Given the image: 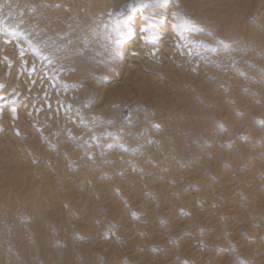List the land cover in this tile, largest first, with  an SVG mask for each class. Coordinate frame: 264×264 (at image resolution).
<instances>
[{"label":"rangeland","instance_id":"rangeland-1","mask_svg":"<svg viewBox=\"0 0 264 264\" xmlns=\"http://www.w3.org/2000/svg\"><path fill=\"white\" fill-rule=\"evenodd\" d=\"M27 1L28 2L25 0L26 6L19 4L21 8L22 6L25 7L22 8L23 10H19L20 6L17 9H13L15 5H8V2L5 4L2 3L1 9L3 11L0 9L1 15L6 19V22L4 25H1L0 29V39H3V41L0 40V53L2 54L3 49H8L12 46L13 49H10L11 51H9L11 54L13 51H18L17 53H19L23 50L20 55L27 54L30 59L32 58L23 63L19 67L21 69L17 68L15 72L16 75H14L13 83L15 86H18L16 91L13 90V93H11L10 96H17V99H13L10 104L17 103V100L24 96L23 94L28 93L29 98L33 96L32 98L36 100L35 103L31 105L33 112L38 109L36 112L39 111V113H43L46 111L45 113H48V110L51 111V108L53 107L57 108L59 106H64L63 108H59L57 112L59 120L61 118L64 125L63 123L60 124L61 127H63L61 129V127H58V124H52V119L46 116L42 118L44 121L39 129L37 126L38 120L34 122L33 119L29 117L28 112H24V116L27 118H23L22 124L19 125H21L20 127L22 129L23 124L27 125L30 128V132H33L32 135L34 134L35 137L33 136L34 139L31 142L32 145H30V143L28 145L26 144V141L31 140L30 138L32 137H28V139L21 134H18L15 136V139L19 143H12L14 144V152L17 154L18 159L22 164L20 167L22 169L17 168L22 172L20 173L18 171L21 178L19 176L15 177V174L13 175V173L16 172L15 169L18 165L15 161V155L12 156L13 154L9 155L7 153L8 155H6L5 159L0 155V245L2 246L0 251L5 249L3 253L0 252L1 255L3 254L5 256L8 255V253H12V258L8 255L10 257L9 259L12 260V262L9 260L11 264H27L29 260V264H32V262L33 264H141V262L142 264H158V261L159 263L161 262L160 264H195L196 261V264H260L261 261V264H264V198H262L264 196V1L226 0L227 3L225 0H182V2L179 0H102V2L101 0H98V4L101 6L97 5L96 8L100 7L101 11H99V8L95 9L93 6V8H91V10L94 11L93 16L95 14L94 17H98L96 19V22H98L96 26L98 27L90 26L87 28L88 30H83V32L79 29L77 32L81 34L78 37H73V34L70 36H62L61 34L62 31L64 32L65 28V31L67 30L70 32L74 29L73 27L75 25H73V23L79 13L76 4L70 3L69 6L71 5V7L68 6L69 9L67 7L66 10L64 1H57L58 3L60 2L59 5L58 3H56V5L54 4V6L57 7L55 9V12L57 13L55 14L54 12V16L51 14L49 16L43 13L45 1ZM183 1L185 3H183ZM34 2L37 4L35 5ZM226 3L227 5H225ZM86 4L85 13L87 14L85 15L90 18L92 16H90L91 10L88 9L91 7L90 0H86ZM185 4L186 6H184ZM30 6H32L31 9ZM38 6L42 8V10ZM59 6L61 7L60 9ZM107 7L109 8L107 9ZM208 7H210V10ZM38 11L43 15L38 14ZM58 11H60V14ZM9 13H11V15ZM65 14H67V18H65ZM72 14H75V16ZM36 15L38 18H36ZM56 15L58 16V19H55ZM47 16L48 18H51V20H45ZM71 17H73V19ZM70 18L72 21H70ZM129 18H131L132 22L142 20L159 26L168 25L170 36L172 35L171 37H174V39L179 41V43L173 48V51L180 58L187 57L188 60H195L203 57L204 59L198 64L201 63L200 65H202L205 70L201 69V67V73L197 74L194 73V68L191 67L189 69L186 68L182 74L179 71L180 66H176L175 63L171 65L170 63V65L173 66V73H175L174 77L176 78L172 80V83L166 82L163 77V65H161V63H159L153 56H150V58L153 57V59H148V64H150L149 67H151V70H153V66L157 67V69L153 71H150V68L144 69L145 72L143 71L142 73L144 78L146 76L148 77H146L147 80L143 78L144 80L142 82L139 81L134 88L132 86L129 90H126L127 92L131 91V94H129V92H126L125 94V90L120 92L122 90L121 88L119 89L120 95L123 93L124 95L120 96L117 93L118 95L112 97V101L106 100V102L103 103L104 105L102 104V106L99 107L94 106L98 100L97 97L99 98L103 93L102 88L115 81V77L113 78L112 75L116 72L111 71L108 67L113 63L117 64L124 62L127 53L133 50V48H130L125 52L123 51V46L128 42L135 44L138 43L139 45H151V43H154L148 40L142 41L137 39L136 36L127 29L129 26L124 27V23ZM234 18L235 20L233 21ZM56 20H58L57 24L55 23ZM89 21L93 22L92 19H89ZM59 22L62 23L59 24ZM68 22L72 23V26L69 27L68 25L70 23L68 25L66 24ZM58 24L61 29L60 27H57ZM54 25H56V28H54ZM61 25H63L64 29ZM131 25L133 24L131 23ZM56 29H59V31ZM64 36L68 37L70 40L64 38ZM204 37L205 40H203ZM62 39L64 40L62 41ZM59 41H62V44ZM64 41H66V44ZM37 43H40L39 46ZM67 44H69V46ZM61 45H64L63 48L65 49L66 47L65 50H69V53L65 51ZM48 46L54 48L50 51L51 56L43 57L44 52H42V50L49 51ZM91 47H94L93 50H91ZM188 49H195L199 53L191 54V52H188ZM56 50L60 55L57 54L54 58V55L57 53ZM93 51H96V54H94ZM91 52L92 54L89 55ZM99 52L101 53V56H98L100 55ZM66 55L71 59L65 58L67 57ZM8 56H10V53ZM8 56L3 55L0 58V62L6 66V69L10 73L8 75L9 77H7V81L0 80V95L7 89L12 70L15 71L14 66L9 62ZM72 56L75 57V61ZM92 57H97V64H99L90 69L95 71V73L90 72L87 74L85 73V70H83L84 73L79 72L80 69H83L82 64L91 60ZM58 59H60V63L62 61V63L68 65L66 67L69 68V72H65V77L63 76L64 79L62 78V81L59 78L57 80V77L55 78V74L58 72L55 70V64L58 62ZM67 59L70 60L69 63L67 62ZM33 62H35V64ZM70 63H74L73 65H77V67L69 66ZM80 63L82 64L78 66ZM29 65L32 67L29 68ZM88 65L87 62L84 65L85 68H88ZM25 66L28 68H25ZM211 67L212 69L209 71L208 68ZM227 67L228 69H225V71L224 68ZM34 68H36V70ZM102 68L108 70L107 73L111 75L110 78H106L100 72L103 70ZM28 69H33V72H30V70L28 72ZM38 70L42 74V82L44 81V77L47 78L45 79L46 85H44V87L53 93L56 98H54L55 102L52 100L45 102L47 100H44L45 98L42 96L41 92H34L36 90L34 88L36 85L34 84L35 81H29L27 87H23V81H21V78H26V76H28V79H32L35 76V72L37 73ZM180 70H182V68H180ZM213 70L215 72H213ZM44 72L49 73V76L43 75ZM152 72L153 74H151ZM178 72L181 76H184L182 79ZM19 73L20 75H18ZM78 73L82 75L80 76ZM148 74L151 77H149ZM75 75L76 77L78 76V78L74 77ZM187 75L190 77H187ZM193 75L195 76L194 78ZM16 78H20V82ZM69 78L70 81H67ZM186 78L191 79L189 80ZM73 79H77L75 81L76 84L73 82ZM187 80L190 82L188 83ZM91 82H94L95 84H91ZM159 84L161 85L159 86ZM41 85L42 83H40V87ZM180 86H182L183 89L181 88L179 90ZM18 87H20V89H18ZM142 87H145L147 91ZM199 88L200 91L198 90ZM100 89H102V91ZM172 89L174 93L172 92ZM140 91L141 93H139ZM84 92L85 94L87 92L88 95H85L84 99H82V94ZM186 92L189 93L190 97L187 96L188 93ZM198 92L199 94H202L198 95ZM153 93L155 95H153ZM68 95L70 101L72 99V103L68 101V98V100H66ZM136 96L141 99L138 101ZM151 96L154 97L152 98ZM115 98L116 101L119 102V105L115 102ZM119 98L121 100H119ZM157 99L160 100V104ZM167 99L169 101L172 99L173 101L171 100L172 102L170 101V103ZM184 99L188 104L184 102ZM50 101H52L54 105L50 104V106ZM0 103H2V99H0ZM47 103L49 106L46 105ZM150 103L151 105H158L151 106ZM85 104L87 105V109ZM17 105L20 106L19 108L27 110L29 102H22V104ZM37 106H39L40 109ZM89 106L90 108H88ZM110 107L111 109H109ZM83 109H86L84 110L85 113L83 112L84 114L82 113ZM94 109L96 110L95 112H97L95 113L96 115L94 114ZM97 109L101 111L100 114H98L99 112ZM157 111H159L158 114L155 113ZM102 112L104 113L102 114ZM90 114L93 119H95L94 121ZM66 123H70L72 128L75 127V135L73 134L74 132L72 129L65 128ZM157 123L161 126H158ZM89 124L93 126L89 128L91 126H89ZM50 125H55L53 127L60 132L52 129L53 127ZM164 127H166V133L163 131ZM80 128L84 129L86 132L84 130V133L81 131V138L78 139V134L80 132L78 130H80ZM92 128L93 130L91 131ZM20 130L21 129L19 128L18 133ZM39 131H48V135L55 134L54 136H56L58 140L55 139L56 142L51 143L48 138L49 136H42ZM53 131L56 132L53 133ZM172 131L173 133H171ZM38 133L41 137H39ZM63 133H66L65 137ZM88 133L89 135H87ZM162 133L165 134L166 137H164L165 135ZM179 133L181 135L180 137L178 135ZM82 134H85L86 136L83 135L82 137ZM160 135L164 140L163 138H160ZM176 135L178 138L175 137ZM84 137H86L88 141V144H86L90 146V151L88 150L89 146L87 148L86 144H81L82 141H78L82 140ZM176 138L179 139V142ZM174 141H177V144ZM160 142L165 143L166 145L164 144L163 146L167 147L168 145L169 148L167 147L168 149L166 150ZM59 144L63 145L66 153L62 149L58 150ZM74 144L75 147L72 146ZM1 146H3L2 151L5 150L8 152L5 142H3ZM83 146H86V149ZM174 147L176 148L174 149ZM164 148L166 152L164 151ZM171 150H175V154H173V151ZM58 151H62V157L61 154H58ZM88 152L90 153L88 154ZM154 153L156 155H154ZM73 154L78 157V160L77 157L75 159L79 164L75 162L76 160L73 157H70V155L74 156ZM59 155L61 157V162L59 161L58 164L57 160ZM155 156V161L157 160V162L154 161V163L152 162V158ZM169 156L171 158L167 160L166 158H169ZM141 160H143V162ZM169 160L170 162H168ZM161 161H163V163ZM159 162L162 165L160 166L161 168L158 167ZM230 163L233 165L230 166ZM173 164H175V166ZM190 164L191 166H189ZM38 165L41 166L38 167ZM58 165H60V167H58ZM146 165L149 169L152 168V171L148 170V168L145 167ZM26 166L30 169H27L28 167L26 168ZM119 166H122V168H119ZM163 166H167L168 168H164L167 170H164ZM176 166L178 168H176ZM157 167L158 169H156ZM249 167L253 169H250L249 171ZM107 168L110 171L106 170ZM193 168L196 169L194 170ZM174 169H179L180 176L178 172L177 175L175 174L176 170ZM27 170L30 173H28ZM191 170H193V172ZM107 172H109V174ZM161 172L165 174L163 176L166 179L160 174ZM183 172L186 174L182 175ZM167 173H171L170 176L172 178L170 176L168 177ZM249 173H252L253 177L251 174L250 176ZM174 174L179 176V178L175 177ZM33 176L35 180L33 179ZM185 176H187V178H185L186 180L184 179ZM248 176H250L249 179H247ZM17 177L20 180L19 182H16L18 181ZM202 177L203 179L201 180ZM30 178H32L35 183L30 180ZM222 179H224V181H222ZM153 180L156 183L158 182V184ZM160 180L163 181L161 182ZM247 180L251 181V183H246ZM165 181L166 183H164ZM234 181L237 182L235 185L233 184ZM42 182L44 184L43 186ZM150 182L153 184H150ZM228 182H230L231 187L227 184ZM49 183H52L55 186ZM69 183L71 184L69 185ZM154 183L156 188L154 187ZM213 183L215 184V187ZM225 183L229 187H227ZM47 184L49 186H47ZM159 184H163L165 187L162 188ZM221 186L225 187L222 188ZM220 187L223 190L219 189ZM239 187L245 188V192L243 191L244 189H240ZM16 188L19 191L15 190ZM132 188L134 189L132 190ZM30 189L32 191H30ZM44 190L46 191L44 192ZM127 190L129 192L134 191V193L130 192V196H126L127 193L126 195L123 193L127 192ZM202 190L203 193L205 192L208 195L201 193ZM226 190H230L232 194L229 193V195L227 194L228 196L225 195L227 193ZM24 191L27 192L24 193ZM198 192H200L199 195L203 194L206 196L204 198V196L201 195L205 200L198 195ZM60 193L64 195L66 204L68 205V208H66L67 210H65V212H68H66V216H69L68 218L66 217V222L68 219L71 221H68L66 223L67 225H62V217L58 211L60 201L57 198L60 196ZM138 194L144 201H141L142 198L139 199L140 196H138ZM18 195L20 196L18 197ZM135 195L138 197L135 198ZM230 195H234L235 200ZM225 196H227V198ZM87 197L90 198L89 204L91 205V208L88 209L89 212L86 214V218H83L81 211L86 206ZM224 197L226 202H223ZM134 198L140 200L139 202L138 200L136 201V204L137 202L138 204H135V206L132 205L135 203L133 200ZM132 201L134 203H132ZM202 201L203 203L201 204ZM227 203H229V206L223 207L227 206ZM49 204L51 206H49ZM54 205L57 209L54 208ZM92 206H94V208ZM209 206H212V208ZM232 206L233 208L235 207L234 210H230V213H228L225 208L229 210ZM255 206L256 208H259H257V212H255L256 210L254 211L253 208ZM76 207L77 209H75ZM136 207L138 208V211ZM222 207L224 209H222ZM144 209H146V211ZM33 211L37 213H34ZM186 211H190L192 215ZM31 213H34L35 215ZM142 214H147L145 220L149 218L150 220H146L149 223L143 220L144 216ZM13 217L15 219H13ZM32 217L34 219H32ZM35 217L38 220H36V226L33 225L35 223ZM122 218H124V227L121 226V224L123 225ZM13 220L15 221L14 223L12 222ZM23 222L24 225L22 224ZM82 222L85 223L80 231L79 226H82ZM25 223L28 226L25 225ZM77 223L80 224H78V227ZM145 223L147 225L151 224L149 227L150 229H147L148 226L145 225ZM142 224L147 227H144L143 225V229H141ZM20 225L23 226L21 227ZM154 225L156 226L155 228L153 227ZM25 226L27 228H25ZM64 228L67 229V233ZM144 228L146 229L144 230ZM152 228L157 232H153L155 235L154 237H152L153 233H151L152 230H154ZM248 228H250L251 231ZM24 229H27V232L23 231ZM35 229L38 230L36 231ZM119 229L121 230L120 232H118ZM123 230L128 233L125 232V234ZM187 230H191V233ZM14 231H16V233L18 232V235H16ZM121 232H123L125 236ZM146 232L148 235H146ZM249 232H251L252 235H250ZM3 233L4 235L6 234L7 237L6 235L3 236ZM135 233L140 238L136 237L134 235ZM26 234H28V240L27 236H25ZM140 234L142 236H140ZM15 236H17L16 241ZM65 236L69 239L65 238ZM2 237L5 238L2 239ZM20 237L22 238L21 240H19ZM36 237L38 238L36 239ZM61 237L65 240V243L68 242L66 241L68 239L69 242L67 244L69 245L64 244ZM121 237L123 239H121L122 241L120 240ZM129 237L131 241L128 240ZM90 238L91 240L86 241V239ZM189 238H191V240ZM37 241H39V243ZM129 241L130 244L128 246ZM7 242L11 243L7 244ZM110 242H112V246H110ZM122 243L124 244L123 247H121L123 245ZM154 243H158V245H154ZM30 246L31 249H28ZM160 246H162L163 250ZM3 247L5 248L3 249ZM6 248L10 251L6 252ZM43 248H45V250ZM118 248H120L121 253ZM21 251L23 253H21ZM24 253L25 255H23ZM256 253L259 256H263L260 258ZM186 255H188L187 259ZM191 255L194 257H191ZM255 256L257 258L253 259ZM159 257L161 258L158 259ZM193 258L196 259V261H192ZM259 258L262 260H258ZM47 260L50 261L48 262ZM253 260L255 261L253 262ZM0 261V264H7L4 259H0Z\"/></svg>","mask_w":264,"mask_h":264},{"label":"bare ground","instance_id":"bare-ground-1","mask_svg":"<svg viewBox=\"0 0 264 264\" xmlns=\"http://www.w3.org/2000/svg\"><path fill=\"white\" fill-rule=\"evenodd\" d=\"M31 1V0H30ZM37 2L39 1L40 2V0H36ZM35 1V2H36ZM43 1H45V6L43 7V13L45 14V15H49L50 16V14L51 15H53L54 14V12H55V9L57 8V7H55L54 6V4L56 5V3H58L57 1H60V0H43ZM64 1V3H65V7H66V10H67V7L69 6V4L70 3H73V4H76L77 5V7H78V12H76V13H78L77 14V18L74 20V23H73V25H75L73 28L74 29H72V31L70 32V31H65V29L63 28V25H61L62 26V28L64 29V32L62 33L61 31V34H62V36L63 35H65V36H70L71 34H73V37L74 36H79L81 33H78L77 32V30L79 31V29L81 30V32H83V30H86L87 28H89L90 26H92V27H98V26H96L97 25V23L98 22H96L97 20V18L96 17H94L95 16V14H94V16H93V12L94 11H92L91 10V8H93V7H95V9H98L99 8V11H101V9H100V7H98V8H96L97 7V5H99V6H101L100 4H98V0H90V2H91V7H87L88 9H90L91 11H92V14H91V11H90V18H88L85 14H87V13H85V11H86V7H85V5H87L86 4V0H63ZM107 1V0H106ZM179 1H181L182 2V0H179ZM229 1V0H228ZM264 1V0H263ZM8 2V5H10V4H14L15 6L13 7V9H17L20 5H23V6H26L25 5V3L26 2H28L27 0H26V2H25V0H0V9H1V5H2V3H7ZM34 2V3H35ZM61 2H62V0H61ZM101 2H102V0H101ZM216 2V1H215ZM218 2V1H217ZM225 2H227L226 0H225ZM60 3V2H59ZM59 3H58V5H59ZM183 3H185L184 1H183ZM228 3V2H227ZM227 3L225 4V5H227ZM258 3V2H257ZM3 4V5H4ZM20 4V5H19ZM37 3H35V5H36ZM260 4H261V2H260ZM8 5H7V7H8ZM44 5V4H43ZM104 5V4H103ZM108 5V4H107ZM217 5V4H216ZM231 5V4H230ZM22 6V8H25V7H23ZM41 6V5H40ZM89 6V5H88ZM93 6V7H92ZM184 6H186V4L184 5ZM189 6V5H188ZM188 6H187V8H188ZM219 6V5H218ZM221 6V5H220ZM4 7H6V6H4ZM31 7L32 6H30V9H31ZM39 7V6H38ZM55 7V8H54ZM62 7H63V5H62ZM69 7H71V5L69 6ZM69 7H68V9H69ZM72 7H73V5H72ZM104 7V6H103ZM2 8H3V6H2ZM21 8V6H20V8H19V10H21L22 9ZM40 8V7H39ZM61 7L59 6V9H60ZM75 8V7H74ZM102 8V7H101ZM109 7H107V9H108ZM209 8V10H210V7H208ZM12 9V8H11ZM27 9V8H26ZM25 9V10H26ZM41 10H42V8H40ZM62 9H64V8H62ZM71 9H73V8H71ZM103 9V8H102ZM191 9V8H190ZM211 9H212V7H211ZM2 10V9H1ZM23 10V9H22ZM35 10V9H34ZM37 10V9H36ZM3 11V10H2ZM11 11V10H10ZM9 11V12H10ZM72 11V10H71ZM74 11V10H73ZM12 12H13V10H12ZM59 12V14H60V11H58ZM68 12H69V10H68ZM96 12H98V11H96ZM57 12H55V14H56ZM64 13H66V12H64ZM72 13H74V12H72ZM10 15H11V13H9ZM14 14V13H13ZM37 14V13H36ZM38 14H40L39 13V11H38ZM61 14H62V12H61ZM69 14V13H68ZM98 14V13H97ZM101 14V13H100ZM16 15H18V14H16ZM40 15H43V14H40ZM67 14H65V18H67L68 16H66ZM72 15H74L75 16V14H72ZM71 15V16H72ZM20 16V15H19ZM33 16V15H32ZM32 16H30V17H32ZM35 16V15H34ZM54 16V15H53ZM57 16V15H56ZM55 16V19H58V16L56 17ZM99 16H101V15H99ZM192 16V15H191ZM41 17V16H40ZM61 17H62V15H61ZM69 17H70V15H69ZM21 18H22V15H21ZM20 18V19H21ZM36 18H38V16L36 15ZM72 19H73V17H71ZM70 18V19H71ZM236 18V17H235ZM235 18L233 19V21L235 20ZM32 19H35V18H32ZM42 19V18H41ZM44 19V18H43ZM72 19L70 20V21H72ZM89 19L91 20H93V22L92 21H89ZM169 19V18H168ZM238 19V18H237ZM22 20V19H21ZM24 20V19H23ZM45 20H51V18H48V16H47V18H45ZM59 20H60V18H59ZM64 20H66V19H64ZM69 20V19H68ZM67 20V21H68ZM58 20H56V24L58 23L57 22ZM61 21V20H60ZM66 21V22H67ZM6 22V19L4 18V16L3 15H1V13H0V29H1V25H4V23ZM32 22H33V20H32ZM42 22V21H41ZM60 23H62V22H59V24ZM70 22H68V23H66L67 25L69 24ZM131 23L133 24V25H131ZM59 24L57 25V27H60L59 26ZM66 25V26H67ZM56 25H54V28H56L55 27ZM69 27L70 26H72V23H70L69 25H68ZM67 26V27H68ZM124 27H128L127 29L133 34V35H135L136 36V38L137 39H139V40H148V41H151V42H154V43H151V45H146V44H142V45H139L138 43H132V42H128V43H126V45L125 46H123V51H128L130 48H133V50L131 51V52H128L127 53V56L124 58V62H120V63H113V64H111V66H109L108 67V69H110L111 71H115L116 73L114 74V75H112V77L115 79V81H114V83L112 82L110 85H106V86H102L103 88V93L99 96V98L97 97V102L95 103V105L94 106H97V107H99V106H102V104L103 103H105L106 102V100H111L112 99V97L113 96H115V95H120V92H122V91H124L125 92V94H126V90H129L132 86H133V88H134V86H136L137 85V83L139 82V81H143L144 79H146V77L144 78V76H143V71L145 72V70L144 69H147V68H150V71H153V70H156L157 69V67H155V66H153L152 67V69L153 70H151V67H149L150 66V64H148L149 62H148V59L149 60H152L153 59V57L159 62V63H161V65H163L162 66V69H163V77L165 78V81L166 82H171L172 83V80L174 79V78H176V77H174V74L175 73H173V66H171L173 63H175V65L176 66H180V68H182V70H180V68H179V71H180V73H182L183 74V72H184V70H186V68H194V73H201L200 72V68L202 67V65H200V64H198L202 59H204L203 57H201L200 59H195V60H188L187 59V57H182V58H180L174 51H173V48L179 43V41H177L176 39H174V37H171L170 36V33H169V29H168V25H164V26H159V25H157V24H153V23H148V22H144V21H142V20H138V21H133L132 22V20H131V18H129L125 23H124V25H123ZM44 28V27H43ZM50 28V27H49ZM47 29V28H46ZM60 29H61V27H60ZM69 29V28H68ZM91 29V28H90ZM43 30H45V29H43ZM56 30H58L59 31V29H56ZM56 30H55V32H56ZM88 30V29H87ZM54 31V30H53ZM57 31V32H58ZM85 33H87V32H85ZM84 33V34H85ZM219 33V32H218ZM62 36H61V38H62ZM64 36V38H68V37H65ZM47 37V36H46ZM57 37V36H56ZM72 37V38H73ZM45 38V37H44ZM58 38V37H57ZM46 39V38H45ZM48 39V38H47ZM50 39V38H49ZM0 40H2L3 41V39H0ZM59 40V39H58ZM58 40H57V42H58ZM64 39H62V41H63ZM66 40V39H65ZM68 40H70L69 38H68ZM74 40V39H73ZM203 40H205V37H204V39ZM50 41V40H49ZM48 41V42H49ZM62 41H59L60 43L62 42ZM67 41V40H66ZM66 41H64L65 42V44H66ZM207 41V40H206ZM56 42V41H55ZM63 42V43H64ZM69 42V41H68ZM67 42V43H68ZM50 43H51V41H50ZM38 44V43H37ZM40 44V43H39ZM39 44H38V46H39ZM58 44V43H57ZM56 44V45H57ZM62 44V43H61ZM48 45V44H47ZM50 45V44H49ZM59 45V44H58ZM68 46H69V44H67ZM14 46V45H13ZM62 46V45H61ZM60 46V47H61ZM66 46V45H65ZM40 47H41V45H40ZM64 47V45L62 46V48ZM14 48H15V46H14ZM39 48V47H38ZM92 48V47H91ZM94 48V47H93ZM93 48L91 49V50H93ZM10 49H13V47L11 46L10 48H8V49H3L2 50V54L0 53V58L4 55V56H8L9 55V53H10V56H8L9 57V62H10V64H12L13 66H14V68H15V71H13L12 70V74L10 75V81L8 82V86H7V89H6V91L4 92V93H2L1 95H0V99H2V103H0V155H2L3 157H4V159H5V157H6V155H10V154H13L12 156H14L15 155V161L18 163V165H17V167H16V172H14L13 173V175L15 174V177L16 176H19L20 177V174H19V170L17 169V168H19V169H22V168H20L21 167V163H20V161H19V159H18V156H17V154L14 152V149H13V145L14 144H12V143H14V142H16V144H18L19 142L18 141H16V139H15V136H17L18 134H21L23 137H26V138H28V137H32V138H30L31 140H27L26 141V144H28L29 145V143H30V145H32V141H33V139H34V134L32 135V133L33 132H30V128L27 126V125H22V127H23V129L20 127L21 125H19V124H22V120H23V118L25 119V118H27L26 116H24V112L25 111H27L28 112V115H29V117L30 118H32L33 119V121L35 122V121H37L38 120V128L40 129V127L42 126V124H43V117H46V116H48V117H50L51 119H52V124L53 123H56V124H58V127L60 128L61 127V125L60 124H62L63 122L61 121V118H60V120H59V117H58V110H59V108H63L64 106H59V107H57V108H51V111L50 110H48L47 112L48 113H45V112H40L39 113V111L38 112H36L38 109H36V111H34L33 112V108H31L32 106L31 105H33V103H35V101L36 100H34L32 97L33 96H31L30 98L28 97L29 96V94L28 93H25V94H23L24 96H22V98H19L18 100H17V103H15V104H10V102L14 99V100H16L17 99V96H10V94L11 93H13V90H15L16 91V89H17V86H15V84L13 83V80H14V75H16V70H17V68H19L23 63H25L27 60H29L30 59V57H28L27 56V54H24V55H20L21 53H22V51L21 52H19V53H17L16 51L14 52L13 50V52H12V54H11V52H9V51H11ZM48 49H49V51H46V50H42V52H44L43 53V57H49V56H51V50H53L54 48L53 47H51V46H48ZM64 49V48H63ZM62 49V50H63ZM65 49H66V47H65ZM64 49V50H65ZM18 50V49H17ZM60 51H61V49H60ZM65 51H69V50H65ZM40 52H41V50H40ZM56 54L54 55V58L56 57V55L58 54V51L56 50ZM62 53H63V51H61ZM94 52V51H93ZM96 52V51H95ZM94 52V54H96ZM188 52L190 53L191 52V54H198L199 52L197 51V50H193V49H188ZM69 53V52H68ZM82 53V52H81ZM88 53V52H87ZM98 53V52H97ZM100 53V52H99ZM65 54H66V52H65ZM65 54H63V55H65ZM71 54V53H70ZM90 54H92V52L91 53H89V55ZM42 55V54H41ZM58 55H60V54H58ZM69 55V54H68ZM68 55H66L67 57H65V58H69V56ZM74 55V54H73ZM78 55H79V53H78ZM21 56H22V58H21ZM75 56V55H74ZM77 56V55H76ZM80 56H81V54H80ZM94 56V55H93ZM98 56H101V53H100V55H98ZM150 56H153V57H151L150 58ZM58 57V56H57ZM61 57V56H60ZM73 57V56H72ZM78 57V56H77ZM76 57V58H77ZM88 57V56H87ZM86 57V58H87ZM74 58V61H75V57H73ZM79 58H81V57H79ZM90 58V57H89ZM97 58V57H96ZM95 57H92V59L91 60H88L87 62H88V68L86 67L85 68V64L87 63H85V64H82V63H80V64H78V66L79 65H81L82 64V70L80 69V71L79 72H83V70H85V73H87V74H89L90 72L91 73H95V71H93V70H90L91 68H93V67H96L97 65H99V64H97L98 63V61H97V59H96ZM101 58V57H100ZM32 59V58H31ZM30 59V60H31ZM69 59H71V58H69ZM59 60L60 59H58V62L55 64V67H56V69L55 70H57L58 72L55 74V78L57 77V80H58V78L62 81L64 78H63V76H64V74H65V72H69V68L68 67H66V66H68V65H64L63 63H62V61H61V63L59 62ZM63 60V59H62ZM68 60V59H67ZM66 60V61H67ZM1 61V60H0ZM34 61V60H33ZM78 61V60H77ZM65 62V61H64ZM68 63L70 62V60H68L67 61ZM72 62V61H71ZM157 62V63H158ZM28 63V62H27ZM34 64H35V62H33ZM66 63V62H65ZM79 63V62H78ZM170 63H171V65H170ZM30 64H31V62H30ZM33 64V65H34ZM74 63H70L69 64V66H74L75 68L77 67V65H73ZM28 65V64H27ZM30 66V65H29ZM103 66V65H102ZM226 66V65H225ZM24 67V66H23ZM32 66H30L29 68H31ZM71 67V68H72ZM106 67V66H105ZM25 68H28V67H26L25 66ZM19 69H21V68H19ZM35 70H36V68H34ZM38 69V68H37ZM103 69V68H102ZM201 69H203V70H205V68L204 67H202ZM209 69V71L212 69V67L211 68H208ZM225 69H228V67L227 68H224V70ZM27 70V69H26ZM29 70L30 69H28V72H29ZM71 70V69H70ZM75 70V69H74ZM193 70V69H192ZM33 72V69L32 70H30V72ZM72 71V70H71ZM147 71V70H146ZM178 71V70H177ZM207 71V70H206ZM226 71V70H225ZM21 72V71H20ZM67 72V73H68ZM106 78H110L111 77V75L110 74H108L107 72H108V70L107 69H103L102 71H100ZM186 72V71H185ZM204 72V71H203ZM213 72H215L214 70H213ZM84 73V72H83ZM110 73H112V72H110ZM10 73H9V71L6 69V66L3 64V63H1L0 62V80H4V81H7V77H9L8 75H9ZM73 74V73H72ZM151 74H153V72L151 73ZM155 74V73H154ZM178 74H179V72H178ZM188 74V73H187ZM190 74V73H189ZM18 75H20V73L18 74ZM18 75H17V78H18ZM41 73H40V71L38 70V72L36 73L35 72V76L32 78V79H28L27 77L28 76H26V78H21V81H23L22 83H23V87L25 86V87H27V84H28V82L30 81H35L34 82V84H36L35 85V93H39V92H41V94H42V96H44V100H47V101H45V102H48V100H52V101H54L55 102V97H54V95H53V93H51L49 90H47L46 89V87H44V85H46L45 84V79H47V78H45L44 77V81L42 82V79H41ZM43 75H45V76H49V73H47V72H44L43 73ZM68 75V74H67ZM71 75V74H70ZM74 75V74H73ZM78 75H80V73H78ZM82 75V74H81ZM80 75V76H81ZM149 75V74H148ZM162 75V74H161ZM200 75V74H199ZM202 75V74H201ZM204 75V74H203ZM22 76V75H21ZM24 76V75H23ZM153 76V75H152ZM176 76V75H175ZM179 76L181 77V79L184 77L183 75L181 76V74H179ZM198 76V75H197ZM65 77V76H64ZM72 77V76H71ZM74 77H76V75L74 76ZM73 77V78H74ZM149 77H151L150 75H149ZM187 77H190L189 75H187ZM195 76L193 75V78H194ZM16 78V79H17ZM30 78V77H29ZM63 78V79H62ZM68 78V77H67ZM76 78H78V76L76 77ZM144 78V79H143ZM148 78V77H147ZM177 78H178V76H177ZM84 79V78H83ZM95 79H97V78H95ZM186 79H191V78H186ZM197 79V78H196ZM199 79H200V77H199ZM18 81L20 80V78L19 79H17ZM70 81V78L69 79H67V81ZM77 79H73V82H75ZM85 80V79H84ZM147 80V79H146ZM150 80H151V78H150ZM176 80V79H175ZM177 80H179V79H177ZM183 81V80H182ZM188 81V80H187ZM198 81V80H197ZM196 81V82H197ZM2 82V81H1ZM20 82V81H19ZM146 82V81H145ZM164 82V81H163ZM179 82V81H178ZM181 82V81H180ZM185 82V81H184ZM190 81H188V83H189ZM201 82V81H200ZM17 83V82H16ZM40 83H42V85H41V87H40ZM61 83H63V82H61ZM97 83V82H96ZM144 83V82H143ZM165 83V82H164ZM18 84H20V83H18ZM75 84H76V82H75ZM91 84H95L94 82L92 83L91 82ZM177 84V83H176ZM200 84V83H199ZM161 84H159V86H160ZM178 85H179V83H178ZM177 85V86H178ZM95 86H98V85H95ZM127 86H128V89H127ZM146 86V85H145ZM168 86V85H167ZM171 86H172V84H171ZM177 86H176V88H177ZM203 86V85H202ZM148 87V86H147ZM164 87V86H163ZM163 87H160V88H163ZM179 87V86H178ZM192 87V86H191ZM198 87H199V85H198ZM122 88V90L119 92V89H121ZM142 88H144L145 89V87H142ZM171 88V87H170ZM182 88V86H180V88H179V90ZM18 89H20V87H18ZM102 89H100L101 91H102ZM136 89V88H135ZM158 89V88H157ZM183 89V88H182ZM195 89V88H194ZM138 90V89H137ZM140 90V89H139ZM146 90V89H145ZM159 90V89H158ZM164 90H165V88H164ZM175 90V89H174ZM184 90H186V89H184ZM196 90V89H195ZM199 91H200V88L198 89ZM19 91V90H18ZM84 91V90H83ZM147 91V90H146ZM167 91V90H166ZM129 92V91H128ZM127 92V93H128ZM168 92V91H167ZM172 92H173V89H172ZM171 92V93H172ZM176 92V91H175ZM177 92H178V90H177ZM180 92V91H179ZM181 92H182V90H181ZM180 92V93H181ZM189 92V91H188ZM188 92H186V93H188ZM15 93V92H14ZM118 93V94H117ZM139 93H141V91L139 92ZM165 93V92H164ZM174 93V92H173ZM172 93V94H173ZM201 93V92H200ZM17 94V93H16ZM15 94V95H16ZM82 94V93H81ZM80 94V95H81ZM84 94V95H83ZM82 94V96H83V98L82 99H84V96L85 95H88L87 94V92H86V94H85V92ZM129 94H131V91L129 92ZM137 94H138V92H137ZM179 94V93H178ZM192 94V93H191ZM198 95H201V94H199V92L197 93ZM72 95H73V93H72ZM121 95H124V93L123 94H121ZM120 95V96H121ZM153 95H155L154 93H153ZM163 95V94H162ZM67 96V95H66ZM71 96V95H70ZM82 96H80V97H82ZM132 96V95H131ZM133 96H135V95H133ZM166 96H167V94H166ZM170 96V95H169ZM187 96H189V93H188V95ZM63 97V96H62ZM87 97V96H86ZM130 97V96H129ZM140 97V96H139ZM152 97V96H151ZM154 97V96H153ZM152 97V98H153ZM164 97V96H163ZM163 97H162V99H163ZM171 97V96H170ZM174 97V96H173ZM190 97V96H189ZM12 98V99H11ZM55 98V99H54ZM69 100H68V99ZM90 98V97H89ZM117 98H118V96H117ZM136 98H138L137 96H136ZM157 98V97H156ZM155 98V99H156ZM168 98V97H167ZM172 98V97H171ZM177 98V97H176ZM179 98V97H178ZM135 99V98H134ZM141 98H138V101L140 100ZM154 99V100H155ZM173 99V98H172ZM172 99H170V101L172 100ZM175 99V98H174ZM189 99V98H188ZM66 100H68L70 103H72L71 101H72V99H71V101H70V97H69V95H68V97H66ZM65 100V101H66ZM114 100V99H113ZM119 100H121L120 98H119ZM137 100V99H136ZM159 102V104H160V100L159 99H157ZM168 100V99H167ZM178 100H180V99H178ZM190 100V99H189ZM191 100H192V98H191ZM52 101H50L49 102V105L50 104H53L54 105V103L52 102ZM88 101V100H87ZM95 101H96V99H95ZM112 101V100H111ZM148 101V100H147ZM150 101H151V99H150ZM149 101V102H150ZM169 101V100H168ZM169 101V102H170ZM173 101V100H172ZM171 101V102H172ZM180 101H182V100H180ZM194 101V100H193ZM192 101V102H193ZM13 102H15V101H13ZM22 102H29V105L27 106L28 108H27V110H25V109H23V108H19L20 106L19 105H17V104H22ZM38 102V101H37ZM41 102V101H40ZM86 102V101H85ZM115 102H117V104L119 105V102L118 101H116V98H115ZM122 102V101H121ZM152 102V101H151ZM155 102V101H154ZM170 102V103H171ZM184 102L185 103H187L186 102V100L184 99ZM190 102V101H189ZM153 103V102H152ZM184 103V104H185ZM113 104V103H112ZM116 104V105H117ZM155 104V103H154ZM162 104V103H161ZM188 104V103H187ZM40 105V104H39ZM47 106H49L48 105V103L46 104ZM67 105H69V104H67ZM104 105V104H103ZM150 105H151V103H150ZM158 105V104H157ZM157 105H151V106H157ZM179 105H180V103H179ZM42 106V105H41ZM45 106V105H44ZM51 106V105H50ZM87 105L85 104V107H86ZM108 106V105H107ZM162 106V105H161ZM189 106V105H188ZM22 107V106H21ZM25 107V106H24ZM38 108H39V106H37ZM43 107V106H42ZM105 107V106H104ZM112 107H115V106H112ZM183 107H185V106H183ZM182 107V108H183ZM187 107V106H186ZM195 107H196V105H195ZM5 108H7V109H5ZM49 108V107H48ZM88 108H90V106L88 107ZM157 108V107H156ZM40 109V108H39ZM44 109V108H43ZM50 109V108H49ZM86 109H87V107H86ZM86 109H83V111H82V113L84 112V110H86ZM99 109V108H98ZM97 109V110H98ZM105 109V108H104ZM108 109V108H107ZM109 109H111V107L109 108ZM184 109V108H183ZM82 110V109H81ZM103 110V109H102ZM158 110V109H157ZM186 110H187V108H186ZM41 111V110H40ZM44 111V110H43ZM90 111V110H89ZM96 110L94 109V114L95 113H97V112H95ZM104 111V110H103ZM111 111V110H110ZM159 111H161V110H159ZM159 111H157V112H155L156 114H158V112ZM98 114H100V112L101 111H99L98 110ZM107 112V111H106ZM113 112V111H112ZM162 112V111H161ZM42 113V114H41ZM85 113V112H84ZM83 113V114H84ZM104 112H102V114H103ZM111 113V112H110ZM87 114V113H86ZM97 114V115H98ZM108 114V113H107ZM160 114V113H159ZM91 115V114H90ZM96 115V114H95ZM94 116V115H93ZM104 116V115H103ZM156 116H160V115H156ZM99 117H100V115H99ZM160 117H162V116H160ZM159 117V118H160ZM91 118L93 119V117H92V115H91ZM95 118V117H94ZM157 118V117H156ZM99 119V118H98ZM162 119V118H161ZM160 119V120H161ZM63 120V119H62ZM95 119H93V121H94ZM162 121V120H161ZM68 122V121H67ZM90 122V121H89ZM162 122H164V121H162ZM166 122V121H165ZM160 123V122H159ZM159 123H157L158 124V126L160 125ZM55 124V125H56ZM67 124H69V125H67ZM162 124V123H161ZM169 124V123H168ZM55 125H50L51 127H53V126H55ZM63 125H64V123H63ZM91 124H89V126H90ZM88 126V127H89ZM93 125H91L89 128H91ZM161 126V125H160ZM167 126V125H166ZM170 126V125H169ZM57 127V126H56ZM19 128L21 129L20 130V132L18 133V130H19ZM63 127H61V129H62ZM65 128L67 129V128H69V129H72L73 130V134L75 135V127H71L70 126V123H66V125H65ZM64 128V129H65ZM165 128L166 127H164V132H165ZM52 129H55L56 130V128H52ZM63 129V130H64ZM169 129H170V127H169ZM35 130V129H34ZM76 130H77V128H76ZM83 130L84 129H81L80 128V130H78V131H80L79 132V134H78V139L79 138H81L80 137V134H81V131L83 132ZM93 130V128L91 129V131ZM56 131H58V129L56 130ZM56 131H53V133L54 132H56ZM67 131V130H66ZM70 131H69V133H70ZM85 131V130H84ZM171 131V130H170ZM38 132V131H37ZM40 132V134L42 135V136H49L48 138H49V140H50V142L52 143H54V142H56L55 141V139L56 140H58L57 138H56V136H54V135H48V131H44V132H41V131H39ZM58 132H60V131H58ZM62 132H64V131H62ZM86 132V131H85ZM168 132H169V130H168ZM84 133V132H83ZM166 133V132H165ZM170 133V132H169ZM171 133H173V131L171 132ZM40 134L38 133V135H39V137H41L40 136ZM64 134V133H63ZM66 134V133H65ZM65 134H64V137H65ZM86 134V133H85ZM85 134H82L81 136L83 137V135L84 136H86ZM163 134V133H162ZM37 135V136H38ZM56 135H58V134H56ZM61 135V134H60ZM68 135V134H67ZM71 135V134H70ZM87 135H89V133L87 134ZM163 135H165V134H163ZM173 135V134H172ZM179 135V137L181 136L180 135V133L178 134ZM34 136V137H33ZM59 136V135H58ZM57 136V137H58ZM13 137H14V139H13ZM59 137H61V136H59ZM88 137V136H87ZM164 137H166V135L164 136ZM175 137H177L178 138V136L176 135ZM62 138H63V135H62ZM160 138H161V135H160ZM163 138V137H162ZM161 138V139H162ZM176 138V139H177ZM29 139V138H28ZM85 139V140H84ZM168 139V138H167ZM60 140V139H59ZM163 140H164V138H163ZM179 139H177V141H178ZM73 141H75V140H73ZM72 141V142H73ZM78 141H82V143L81 144H83L84 143V145L88 142L87 141V139H86V137H84V138H82V140H78ZM177 141L175 142L176 144H177ZM3 142H5V146H7V148H8V152L7 151H2L3 149H2V147L3 146H1L2 145V143ZM167 142V141H166ZM168 142H169V140H168ZM179 142V141H178ZM70 143V142H69ZM162 142H160V144H161ZM171 143V142H170ZM169 143V144H170ZM174 143V144H175ZM70 144H72V143H70ZM88 144V143H87ZM86 144V146H87V148H88V146L89 145H87ZM165 143H162L161 145L163 146ZM168 144V143H167ZM173 144V145H174ZM175 144V145H176ZM166 145V144H165ZM59 147H58V150H64L65 151V153H66V150L64 149V147H63V145H58ZM72 146H74L75 147V144L74 145H72ZM71 146V147H72ZM86 146H83V147H85V149H86ZM161 146V147H162ZM170 146V145H169ZM41 147V146H40ZM163 147H165V146H163ZM167 147H168V145H167ZM167 147H165L166 148V150L169 148H167ZM177 147V146H176ZM176 147H174V149L176 148ZM255 147V146H254ZM253 147V148H254ZM45 148V147H44ZM73 148V147H72ZM165 148H164V151H165ZM178 148V147H177ZM43 149V148H42ZM73 149H75V148H73ZM154 149V148H153ZM251 149H252V147H251ZM89 151L91 150L90 149V146H89V149H88ZM87 150V151H88ZM149 150V149H148ZM163 150V149H162ZM177 150V149H176ZM256 150V149H255ZM38 151H39V149H38ZM43 151V150H42ZM154 151H156V150H154ZM154 151H152V152H154ZM164 151H163V153H164ZM171 151H173V150H171ZM175 151V150H174ZM174 151L172 152L173 154H175L174 153ZM59 152V151H58ZM67 152H68V150H67ZM72 152H73V150H72ZM72 152H70V153H72ZM151 152V153H152ZM166 152V151H165ZM8 153V154H7ZM44 153V152H43ZM62 153V151L61 152H59L58 154H61ZM90 152H88V154H89ZM147 153V152H146ZM149 153V152H148ZM156 153V152H155ZM154 153V155H156ZM158 153V152H157ZM162 153V154H163ZM153 154V153H152ZM165 154V153H164ZM170 154V153H169ZM172 154V155H173ZM45 155V154H44ZM47 155V154H46ZM74 155V154H73ZM168 155V154H167ZM49 156V155H48ZM165 156V155H164ZM171 156V155H170ZM169 156V158H166L167 160L168 159H170L171 157H173V156H171L170 157ZM229 156V155H228ZM56 157H57V155H56ZM61 157H62V154H61ZM61 157H60V155H59V158H58V164H59V161L61 162ZM70 157H73L74 159L77 157V156H71L70 155ZM145 157V156H144ZM149 157H151V156H149ZM161 157V156H160ZM256 157H258V156H256ZM255 157V158H256ZM72 158V159H73ZM146 158V157H145ZM155 158H156V156L155 157H153L152 158V162H154L155 161ZM174 158V157H173ZM172 158V159H173ZM71 159V160H72ZM157 159H158V157H157ZM161 159V158H160ZM227 159H228V157H227ZM226 159V160H227ZM252 159V158H251ZM76 160V159H75ZM74 160V161H75ZM77 160H78V157H77ZM77 160L75 161V162H77ZM257 160H259V159H257ZM73 161V162H74ZM82 161V160H81ZM142 162H143V160H141ZM160 161V160H159ZM164 161V160H163ZM163 161H161L162 163H163ZM166 161V160H165ZM171 161H173V160H171ZM4 162L6 163V161L4 160ZM79 162H80V160H79ZM155 162H157V160L155 161ZM154 162V163H155ZM168 162H170V160L168 161ZM226 162V161H225ZM255 162V161H254ZM258 162V161H257ZM78 163V162H77ZM77 163H75V164H77ZM56 164H57V162H56ZM79 164V163H78ZM157 165H158V163H157ZM168 165V164H167ZM174 166H175V164H173ZM183 165V164H182ZM192 165H194V164H192ZM233 164L232 163H230V166H232ZM251 165H252V163H251ZM254 165H255V163H254ZM253 165V166H254ZM24 166V165H23ZM39 166H41V165H38V167ZM80 166V165H79ZM160 166H162L161 164H160V162H159V166L158 167H160ZM189 166H191V164L189 165ZM28 166H26V168H27ZM37 167V168H38ZM57 167V166H56ZM58 167H60V165H58ZM106 167V166H105ZM104 167V168H105ZM108 167V166H107ZM146 168H148V166L146 165L145 166ZM158 167L156 168V169H158ZM167 167V166H166ZM166 167H164L163 166V169L164 168H166ZM194 167V166H193ZM25 168V167H24ZM25 168V169H26ZM108 168H110V167H108ZM106 169V170H108V171H110L109 169ZM119 168H122V166H119ZM118 168V169H119ZM161 168V167H160ZM168 168V167H167ZM176 168H178L177 166H176ZM180 168V167H179ZM189 168V167H188ZM192 168V167H191ZM24 169V170H25ZM27 169H30L29 167L27 168ZM152 168H148V170H150V171H152L151 170ZM154 169V168H153ZM171 169H172V167H171ZM171 169H169V170H171ZM194 169V168H193ZM196 169V168H195ZM194 169V170H195ZM250 169H253V168H250L249 167V171H250ZM43 170V169H42ZM58 170H59V168H58ZM164 170H167V169H164ZM163 170V171H164ZM173 170V169H172ZM174 170H176V169H174ZM19 171V172H18ZM60 171V170H59ZM104 171H105V169H104ZM149 171V172H150ZM188 171H190V170H188ZM192 172H193V170H191ZM252 171V170H251ZM27 172L28 173H30L28 170H27ZM165 172V171H164ZM177 172L179 173V176H180V172H179V169L178 170H176V175H177ZM20 173H22V172H20ZM27 173V174H28ZM80 173H81V171H80ZM105 173V172H104ZM108 174H109V172H107ZM106 173V174H107ZM120 173V172H119ZM159 173V172H158ZM172 173H173V171H172ZM19 174V175H18ZM48 174V173H47ZM156 174H157V172H156ZM160 174H162V176L163 175H165V174H163L162 172L160 173ZM159 174V175H160ZM168 174V173H167ZM170 174L171 173H169L167 176L169 177L170 176ZM174 174V175H175ZM183 174H186L185 172H183L182 173V175ZM194 174V173H193ZM252 175V173H249V175ZM23 175V174H22ZM152 175L154 176V174L152 173ZM175 175V177H177V178H179V176H176ZM195 175H196V173H195ZM250 175V176H251ZM30 176V175H29ZM45 176H47V175H45ZM51 176V175H50ZM64 176V175H63ZM63 176H62V178H63ZM189 176V175H188ZM250 176H248V178L247 179H249L250 178ZM25 177H26V174H25ZM114 177H116V176H114ZM151 177V176H150ZM164 177V176H163ZM167 177V178H168ZM171 177V176H170ZM174 177V176H173ZM191 177V176H190ZM197 177H199V176H197ZM197 177H195V178H197ZM252 177H253V175H252ZM252 177H251V179H252ZM18 178V177H17ZM21 178V177H20ZM23 178V177H22ZM29 178V177H28ZM49 178V177H48ZM51 178H52V176H51ZM57 178V177H56ZM67 178V177H66ZM153 178V177H152ZM165 178V177H164ZM172 178V177H171ZM170 178V179H171ZM181 178H182V176H181ZM185 178H187V176H185L184 177V179ZM205 178V177H204ZM24 179V178H23ZM27 179V178H26ZM33 179H34V176H33ZM33 179L32 178H30V180H32L33 181ZM41 179H43V178H41ZM53 179V178H52ZM154 179V178H153ZM161 179V178H160ZM166 179V178H165ZM169 179V178H168ZM191 179V178H190ZM203 179V177L201 178V180ZM250 179V180H251ZM17 180V179H16ZM28 180V179H27ZM29 180V181H30ZM35 180V179H34ZM152 180V179H151ZM164 180V179H163ZM163 180H160L161 182L163 181ZM176 180V179H175ZM186 180V179H185ZM207 180V179H206ZM221 180V179H220ZM226 180V179H225ZM20 180H19V178H18V181H16V182H19ZM47 181H48V179H47ZM63 181V180H62ZM69 181V180H68ZM154 181V180H153ZM205 181V180H204ZM203 181V182H204ZM222 181H224V179H222ZM25 182H26V180H25ZM28 182V181H27ZM34 182V181H33ZM45 182V181H44ZM64 182H66V181H64ZM102 182V181H101ZM155 182V181H154ZM202 182V183H203ZM251 183V181H246V183ZM32 183V182H31ZM35 183V182H34ZM54 183V182H53ZM62 183V182H61ZM67 183V182H66ZM66 183H64V184H66ZM98 183H100V182H98ZM98 183H97V185H98ZM152 182H150V184H151ZM156 183V182H155ZM155 183H154V187H155ZM160 183V182H159ZM164 183H166V181L164 182ZM163 183V184H164ZM205 183V182H204ZM204 183H203V185H204ZM206 183H208V182H206ZM221 183V182H220ZM237 182H233V184L235 185ZM26 184V183H25ZM33 184V183H32ZM49 184H52V183H49ZM71 183H69V185H70ZM103 184V183H102ZM153 184V183H152ZM156 184H158V182L156 183ZM163 184H159V185H161V187L162 188H164L165 186H163ZM168 184V183H167ZM166 184V185H167ZM214 184V183H213ZM226 184V183H225ZM225 184H223V185H225ZM230 187H231V184H230V182H228L227 183ZM226 184V185H227ZM242 184V183H241ZM44 184H43V182H42V186H43ZM52 185H54V184H52ZM57 185V184H56ZM227 185V187H229ZM245 185V184H244ZM243 185V186H244ZM47 186H49L48 184H47ZM46 186V187H47ZM55 186V185H54ZM60 186H63V185H60ZM99 186V185H98ZM169 186V185H168ZM207 186V185H206ZM240 186V185H239ZM242 186V185H241ZM248 186V185H247ZM5 187V186H4ZM14 187H16V186H14ZM19 187V186H18ZM50 187H52V186H50ZM69 187V186H68ZM202 187H204V186H202ZM211 187H213V186H211ZM214 187H215V184H214ZM218 187V186H217ZM222 188H224L225 186H221ZM219 188V189H222V188ZM226 187V188H227ZM250 187V186H249ZM248 187V188H249ZM252 187V186H251ZM25 188H26V186H25ZM39 188H42V187H39ZM61 188V187H60ZM65 188V187H64ZM156 188V187H155ZM162 188H160V189H162ZM240 189L242 188V189H244L243 191L245 192V188H243V187H239ZM247 188V187H246ZM19 189V188H18ZM22 189H24V188H22ZM52 189V188H51ZM134 188H132V190H133ZM206 189V188H205ZM211 189V188H210ZM218 189V188H217ZM230 189V188H229ZM15 190H17V188L15 189ZM54 190V189H53ZM63 190V189H62ZM65 190V189H64ZM73 190V189H72ZM126 190V189H125ZM125 190H123V191H125ZM214 190V189H213ZM216 190V189H215ZM223 190V189H222ZM231 190H232V188H231ZM235 190V189H234ZM247 190V189H246ZM17 191H19V190H17ZM21 191V190H20ZM30 191H32L31 189H30ZM34 191V190H33ZM46 190H44V192H45ZM50 191V190H49ZM55 191V190H54ZM71 191V190H70ZM208 191V190H207ZM229 191V192H228ZM226 190V194L225 195H229V193H231V191L230 190ZM248 191V190H247ZM27 192V191H26ZM25 191H24V193H26ZM131 192V191H130ZM128 190H127V192H124L123 194H125L126 195V193H127V195L126 196H130V194L131 193H134V191L133 192H131L130 193ZM222 192V191H221ZM220 192V193H221ZM19 193V192H18ZM22 193H23V191H22ZM29 193V192H28ZM27 193V194H28ZM47 193V192H46ZM49 193V192H48ZM56 193V192H55ZM71 193V192H70ZM70 193H69V195H70ZM130 193V194H129ZM199 193L200 192H198V195H199ZM201 193H203V190H202V192ZM205 193V192H204ZM203 193V194H204ZM44 194V193H43ZM50 194V193H49ZM54 194V193H53ZM67 194V193H66ZM87 194V193H86ZM184 194V193H183ZM188 194V193H187ZM203 194H200L199 196H201V195H203ZM206 194V193H205ZM204 194V195H205ZM221 194H223V193H221ZM232 194V193H231ZM262 194V193H261ZM51 195V194H50ZM73 195V194H72ZM85 195V194H84ZM203 195V196H204ZM206 195H208V194H206ZM227 195V196H228ZM20 195H18V197H19ZM55 196V195H54ZM134 196V195H133ZM138 196H140L139 194H138ZM138 196H136L135 195V198L136 197H138ZM185 196H186V194H185ZM203 196H201V198L203 197ZM227 196H225L226 198H227ZM231 196V195H230ZM68 197H70V196H68ZM72 197V196H71ZM75 197V196H74ZM109 197V196H108ZM107 197V199L109 200V198ZM191 197H192V195H191ZM206 196H204V198H205ZM225 197H224V200H223V202H226V199H225ZM231 197H233L234 198V195L233 196H231ZM30 198H31V194H30ZM49 198H51V197H49ZM133 199L134 201H135V203L132 201V203H134V204H132V205H134L135 206V204H136V201L138 200V202L140 201L139 199H141L142 197L140 196L139 197V199L137 198V199ZM204 198H202V199H204ZM228 198H230V197H228ZM260 198H261V196H260ZM262 198H264V196L262 197ZM57 199H59V203H60V205H59V207H58V211H59V213H60V215H61V217H62V221H61V223H62V225H67L66 223L68 222V221H71V220H69L68 219V221L66 222V212H65V210H67L66 208H68V205L66 204V201H65V198H64V195L62 194V193H60V196H58V198ZM70 199V198H69ZM107 199H105V200H107ZM111 199V198H110ZM202 199H200V200H202ZM51 200H53V199H51ZM55 200V199H54ZM104 200V199H103ZM188 200V199H187ZM200 200H198V201H200ZM205 200V199H204ZM203 200V201H204ZM234 200H235V198H234ZM41 201V200H40ZM46 201V200H45ZM50 201V200H49ZM69 201V200H68ZM110 201V200H109ZM141 201H144L143 200V198H142V200ZM146 201H147V199H146ZM191 201V200H190ZM190 201H189V203H190ZM203 201L201 202V204L203 203ZM232 201H233V199H232ZM231 201V202H232ZM57 202V201H56ZM138 202H137V204H138ZM149 202V201H148ZM193 202H194V200H193ZM231 202H229V203H231ZM236 202V201H235ZM234 202V203H235ZM68 203V202H67ZM90 203V198L89 197H87L86 198V206L82 209V211H81V215L83 214V218H86L85 216H86V214L89 212L88 211V209L89 208H91V205L89 204ZM146 203V202H145ZM189 203H187V204H189ZM195 203V202H194ZM205 203V202H204ZM207 203H208V201H207ZM229 203H227V206H223V207H228L229 205ZM259 203V202H258ZM55 204V203H54ZM89 204V205H88ZM92 204V203H91ZM136 204V205H137ZM200 204V205H201ZM209 204V203H208ZM218 204V203H217ZM220 204H222V203H220ZM56 205H58V204H56ZM88 205V206H87ZM147 205V204H146ZM189 205H191V204H189ZM194 205V204H193ZM219 205V204H218ZM235 205V204H234ZM233 205V206H234ZM253 205V204H252ZM257 206H259L258 204H256ZM49 206H51L50 204H49ZM55 206V205H54ZM53 206V207H54ZM90 206V207H89ZM203 206V205H202ZM202 206H200L201 208H203ZM208 206V205H207ZM214 206V205H213ZM220 206V205H219ZM222 206V205H221ZM231 206V205H230ZM233 206H232V208H233ZM53 207H51V208H53ZM93 208H94V206H92ZM189 207V206H188ZM196 207V206H195ZM194 207V208H195ZM205 207V206H204ZM209 207H211L212 208V206H209ZM215 207V206H214ZM213 207V208H214ZM222 207V209H224ZM260 207V206H259ZM40 208H42V207H40ZM44 208V207H43ZM55 209H57L56 208V206L54 207ZM92 208V209H93ZM137 208V207H136ZM220 208V207H219ZM231 208V207H230ZM227 209V208H225V210H227V212L228 213H230L229 211L230 210H234V208L233 209ZM251 208V207H250ZM254 208V211L255 212H257V208H256V206L255 207H253ZM256 208V209H255ZM263 208V207H262ZM261 208V209H262ZM38 209V208H37ZM36 209V210H37ZM47 209V208H46ZM75 209H77V207L75 208ZM197 209V208H196ZM259 209V208H258ZM39 210V209H38ZM44 210V209H43ZM79 210V209H78ZM77 210V211H78ZM145 211H146V209H144ZM148 210V209H147ZM188 210V209H187ZM189 210H191V209H189ZM205 210H206V207H205ZM250 210H253V209H250ZM35 211V210H34ZM33 211V212H34ZM41 211V210H40ZM39 211V212H40ZM57 211V210H56ZM137 211H138V208H137ZM192 211V210H191ZM207 211V210H206ZM209 211V210H208ZM262 211H263V209H262ZM11 212V211H10ZM46 212V211H45ZM154 212V211H153ZM187 212V211H186ZM189 213H191L190 211H188ZM187 212V213H188ZM226 212V211H225ZM226 212V213H227ZM34 213H37V212H34ZM34 213H31V214H34ZM68 213V212H67ZM143 213H144V211H143ZM151 213V212H150ZM149 213V214H150ZM186 213V214H187ZM263 213H264V211H263ZM9 214V213H8ZM152 214V213H151ZM256 214V213H255ZM254 214V215H255ZM35 215V214H34ZM41 215V214H40ZM40 215H38V216H40ZM53 215V214H52ZM55 215V214H54ZM143 216H144V219L143 220H145V216L147 215H144V214H142ZM191 215H192V213H191ZM142 216V217H143ZM187 216H189V215H187ZM29 217V216H28ZM54 217V216H53ZM69 217V216H68ZM67 217V218H68ZM141 217V218H142ZM36 218V217H35ZM42 218H45V217H42ZM52 218V217H51ZM140 218V217H139ZM150 218H151V216H150ZM13 219H15L14 217H13ZM32 219H34L33 217H32ZM123 219L124 218H122V223L124 222L123 221ZM149 218H147L146 220H148ZM36 220H37V218L35 219V223L33 224V225H35L36 224ZM141 220V219H140ZM143 220H142V222H143ZM145 220V221H146ZM150 220V219H149ZM151 220H152V218H151ZM32 221V220H31ZM38 221V220H37ZM44 221V220H43ZM73 221V220H72ZM13 223L15 222L14 220L12 221ZM26 222V221H25ZM147 222V221H146ZM1 223V222H0ZM12 223V224H13ZM20 223V222H19ZM60 223V224H61ZM83 223V222H82ZM85 223V222H84ZM84 223L82 224V226H79V230L81 231L82 230V227H83V225H84ZM129 223H130V221H129ZM132 223H135V222H132ZM140 223H141V221H140ZM144 223V222H143ZM147 223H149V222H147ZM3 224V223H2ZM1 224V225H2ZM21 224V223H20ZM23 225H24V222L22 223ZM28 224H30V223H28ZM39 224V223H38ZM78 224L79 223H77V227H78ZM153 224V223H152ZM23 225H20L21 227L23 226ZM25 225H27L26 223H25ZM43 225V224H42ZM80 225V224H79ZM86 225H88V224H86ZM132 225H134V224H132ZM136 225V224H135ZM137 225H139V224H137ZM143 225L144 224H142L141 225V229H143ZM145 225H147L146 223H145ZM144 225V227H147V229L151 226V224H148L147 226H145ZM28 226V225H27ZM36 226V225H35ZM44 226V225H43ZM121 226L122 227H124V223H123V225L121 224ZM126 226V225H125ZM62 227V226H61ZM85 227V226H84ZM133 227V226H132ZM154 228L156 227L155 225L153 226ZM3 228V227H2ZM20 228V227H19ZM18 228V229H19ZM24 228V227H23ZM22 228V229H23ZM25 228H27L26 226H25ZM33 228V227H32ZM36 228V227H35ZM68 228H69V226H68ZM86 228V227H85ZM91 228V227H90ZM131 228V227H130ZM134 228H135V226H134ZM154 228H152V229H154ZM18 229H15V230H18ZM21 229V230H22ZM28 229H29V227H28ZM60 229V228H59ZM120 229H121V227H120ZM118 230V232H120L121 230ZM146 228H144V230H145ZM150 229V228H149ZM248 229H250V228H248ZM3 230V229H2ZM27 230V229H26ZM25 229L23 230V231H26ZM36 231L38 230V229H35ZM64 230H65V232H66V228H64ZM4 231V230H3ZM2 231V232H3ZM18 231H20V230H18ZM61 231V230H60ZM83 231H84V229H83ZM129 231V230H128ZM131 231H132V229H131ZM156 230L154 229V230H152V232L151 233H157V232H155ZM187 231H189V230H187ZM250 231H251V229H250ZM27 232V231H26ZM62 232V231H61ZM68 232V231H67ZM66 232V233H67ZM91 232V231H90ZM89 232V233H90ZM123 232H124V230H123ZM121 232L123 235H124V233L126 232ZM133 232V231H132ZM143 232V231H142ZM142 232H140V233H142ZM190 233H191V230L189 231ZM5 233L7 234V232L5 231ZM14 233H16V231H14ZM23 233H25V232H23ZM39 233V232H38ZM88 233V232H87ZM120 233V234H121ZM126 233H128V232H126ZM125 233V234H126ZM154 233L152 234V237H154L155 235H154ZM189 233V234H190ZM5 234V235H6ZM121 234V235H122ZM133 234V233H132ZM143 234V233H142ZM193 234V233H192ZM195 234V233H194ZM249 234L250 235H252V233L251 232H249ZM4 235V233H3V236H5ZM16 235H18V232L16 233ZM24 235V234H23ZM36 235H37V233H36ZM64 235V234H63ZM92 235V234H91ZM122 235V236H123ZM129 235V234H128ZM131 235V234H130ZM136 237H139V236H137L136 235V233L134 234ZM146 235H148L147 234V232H146ZM14 236V235H13ZM20 236V235H19ZM25 236H27V240H28V234H26ZM68 236V235H67ZM67 236H65V238H68ZM90 236V235H89ZM125 236V235H124ZM140 236H142L141 234H140ZM190 236H192V235H190ZM196 236H197V234H196ZM6 237H7V235H6ZM17 236H15V241L17 240V238H16ZM38 237H40V236H38ZM38 237H36V239L38 238ZM64 237V236H63ZM133 237V236H132ZM135 237V238H136ZM144 237V236H143ZM146 237V236H145ZM189 237V236H188ZM195 237V236H194ZM5 237H2V239H4ZM26 238V237H25ZM35 238V237H34ZM62 238V237H61ZM140 238V237H139ZM146 238H148V237H146ZM196 238V237H195ZM195 238H194V240H195ZM2 239H1V241H2ZM22 238L20 237V239L19 240H21ZM69 239V238H68ZM66 240V241H68L69 242V240ZM122 239V237L120 238V240ZM153 239V238H152ZM186 239H187V237H186ZM190 240H191V238H189ZM193 239V238H192ZM24 240V239H23ZM26 240V239H25ZM26 240V241H27ZM62 240H63V242L65 241L63 238H62ZM87 240H91V238L90 239H86V241ZM123 240V239H122ZM121 240V241H122ZM128 240H130V237L128 238ZM133 240V239H132ZM150 240H151V237H150ZM154 240V239H153ZM7 241V240H6ZM127 241V240H126ZM131 241V240H130ZM130 241H129V243H128V246H129V244H130ZM149 241V240H148ZM156 241V240H155ZM155 241H151V242H155ZM189 241V240H188ZM38 243H39V241H37ZM67 242V243H68ZM91 242V241H90ZM93 242V241H92ZM185 242H186V240H185ZM6 243V242H5ZM5 243H3V244H5ZM11 242H7V244H10ZM20 243V242H19ZM26 243V242H25ZM67 243H65L64 242V244H67ZM87 243V242H86ZM85 243V244H86ZM121 243V242H120ZM124 243V242H123ZM122 243V244H123ZM133 243H135V242H133ZM2 244V243H1ZM63 244V245H64ZM121 244V245H122ZM6 245V244H5ZM17 245V244H16ZM62 245V246H63ZM67 245H69V244H67ZM120 245V246H121ZM125 245H127V244H125ZM154 245H158V243H154ZM161 245V244H160ZM19 246V245H18ZM23 246H25V245H23ZM65 246V245H64ZM63 246V247H64ZM84 246V245H83ZM86 246V245H85ZM110 246H112V242H110ZM118 246V245H117ZM124 246V244L121 246V247H123ZM25 247H27V246H25ZM66 247V246H65ZM139 247V246H138ZM157 247V246H156ZM164 248H166L165 246H163ZM0 248H2V246L0 245ZM5 247H3V249H4ZM21 248H23V247H21ZM67 248V247H66ZM83 248V247H82ZM124 248H126V247H124ZM141 248V247H140ZM155 248V247H154ZM160 248L162 249V246H160ZM7 249V248H6ZM26 249V248H25ZM28 249H31V246H30V248H28ZM44 250H45V248H43ZM51 249V248H50ZM65 249V248H64ZM119 249V252H120V248H118ZM123 249V248H122ZM138 249V248H137ZM143 249V248H142ZM1 250V249H0ZM5 250V249H4ZM4 250L3 251H0L1 253H3L4 252ZM23 250V249H22ZM144 250V249H143ZM142 250V251H143ZM153 250H155V249H153ZM158 250V249H157ZM163 250V249H162ZM161 250V251H162ZM166 250V249H165ZM164 250V251H165ZM7 251H10V250H6V252ZM26 251H27V249H26ZM43 251V250H42ZM47 251H48V249H47ZM63 251H65V250H63ZM124 251H126V250H124ZM128 251V250H127ZM133 251V250H132ZM137 251V250H136ZM160 251V250H159ZM5 252V253H6ZM13 252V251H12ZM24 252H25V250H24ZM30 252V251H29ZM52 252V251H51ZM138 252V251H137ZM137 252H136V255H137ZM144 252H145V250H144ZM153 252H155V251H153ZM1 253H0V255H1ZM21 253H23L22 251H21ZM44 253V252H43ZM48 253V252H47ZM64 253V252H63ZM121 253V252H120ZM156 253V252H155ZM12 254V253H11ZM11 254H9L8 253V255L11 257L12 255ZM65 254V253H64ZM124 254V253H123ZM133 254V253H132ZM131 254V255H132ZM140 254H141V252H140ZM147 254V253H146ZM152 254H154V253H152ZM157 254V253H156ZM159 254H161V253H159ZM257 254V253H256ZM8 255H1V257H0V259H4V261L8 264H11L10 263V261L12 262V260H10L9 258V256ZM23 255H25V253L23 254ZM130 255V256H131ZM258 255V254H257ZM256 255V256H257ZM32 256V255H31ZM127 256V255H126ZM140 256V255H139ZM147 256V255H146ZM184 256V255H183ZM187 256L188 255H186V259H187ZM193 255H191V257H192ZM254 257L253 259H256L257 257ZM259 256V255H258ZM263 256V255H262ZM262 256H259L260 258L262 257ZM22 257V256H21ZM24 257H26V256H24ZM129 257V256H128ZM148 257V256H147ZM185 257V256H184ZM194 257V256H193ZM222 257H223V255H222ZM250 257H251V255H250ZM249 257V258H250ZM253 257V256H252ZM264 257V256H263ZM12 258V257H11ZM23 258V257H22ZM133 258V257H132ZM161 257H159L158 259H160ZM190 258V257H189ZM221 258V257H220ZM260 258L258 259V260H260ZM25 259V258H24ZM28 259V258H27ZM129 259V258H128ZM222 259V258H221ZM10 260V261H9ZM31 260H32V258H31ZM145 260V259H144ZM191 260V259H190ZM196 261V259H192V261ZM257 260V261H258ZM262 260V259H261ZM260 260V261H261ZM25 261V260H24ZM30 261V260H29ZM28 261V262H29ZM48 262L50 261V260H47ZM255 260H253V262H254ZM1 262V261H0ZM3 262V261H2ZM23 262V261H22ZM25 262H27V261H25ZM27 262V264H29ZM190 262V261H189ZM259 262V261H258ZM47 263V262H46ZM144 263V262H143ZM158 264H160L159 263V261L157 262ZM194 263V262H193ZM196 263H197V261H196ZM195 263V264H196ZM261 263H262V261H261ZM260 263V264H261ZM32 264H33V262H32ZM132 264H134V263H132ZM141 264H142V262H141ZM145 264V263H144ZM147 264V263H146ZM164 264V263H163ZM258 264V263H257Z\"/></svg>","mask_w":264,"mask_h":264}]
</instances>
